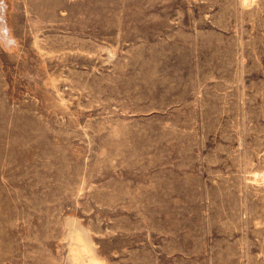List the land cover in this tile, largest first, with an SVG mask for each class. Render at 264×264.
I'll return each mask as SVG.
<instances>
[{"label": "rangeland", "instance_id": "rangeland-1", "mask_svg": "<svg viewBox=\"0 0 264 264\" xmlns=\"http://www.w3.org/2000/svg\"><path fill=\"white\" fill-rule=\"evenodd\" d=\"M6 9L0 264H264V0Z\"/></svg>", "mask_w": 264, "mask_h": 264}, {"label": "bare ground", "instance_id": "bare-ground-1", "mask_svg": "<svg viewBox=\"0 0 264 264\" xmlns=\"http://www.w3.org/2000/svg\"><path fill=\"white\" fill-rule=\"evenodd\" d=\"M6 8H7V0H0V39L2 40L3 44L10 49V47H12L15 44V40L13 39L12 33L9 28L8 13ZM88 237L89 236H86L85 233H82L81 231H79L75 236L77 240L82 241V245L84 247L88 249H93L91 241L89 240L90 238ZM93 257L91 264L94 263L98 264V259L96 258V256Z\"/></svg>", "mask_w": 264, "mask_h": 264}]
</instances>
